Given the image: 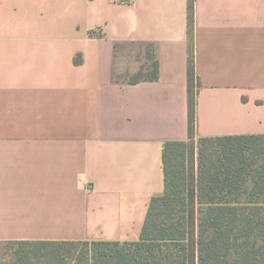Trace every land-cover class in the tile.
Returning a JSON list of instances; mask_svg holds the SVG:
<instances>
[{"label": "crops", "instance_id": "0c3cea01", "mask_svg": "<svg viewBox=\"0 0 264 264\" xmlns=\"http://www.w3.org/2000/svg\"><path fill=\"white\" fill-rule=\"evenodd\" d=\"M192 39L195 139L264 134V0H194ZM188 50V0H0V242L139 240Z\"/></svg>", "mask_w": 264, "mask_h": 264}, {"label": "trees", "instance_id": "16d2710c", "mask_svg": "<svg viewBox=\"0 0 264 264\" xmlns=\"http://www.w3.org/2000/svg\"><path fill=\"white\" fill-rule=\"evenodd\" d=\"M193 3L188 0V139L163 145L164 191L150 200L139 240L3 241L0 264H264V134L195 144ZM150 66L129 82L157 80L154 56ZM195 145L196 171L192 165L186 171Z\"/></svg>", "mask_w": 264, "mask_h": 264}, {"label": "rangeland", "instance_id": "374dc122", "mask_svg": "<svg viewBox=\"0 0 264 264\" xmlns=\"http://www.w3.org/2000/svg\"><path fill=\"white\" fill-rule=\"evenodd\" d=\"M146 54H147L146 56L148 57V59L150 60V62L148 64V67L144 68L145 71H147V70L150 69V67H151L150 65H151L152 60H153V53H152V49L150 47L148 48ZM198 139L199 138H197L195 140L196 141L195 144H197V140ZM197 151H198V147H197V145H195V147H194V158H193L194 160H193V162H191V161H188L187 162L186 166L184 167L186 169V171H188L192 166H193L194 170L196 171V168H197V159H196L197 158ZM5 247H6L5 242H0V259L2 257L3 251L5 250Z\"/></svg>", "mask_w": 264, "mask_h": 264}]
</instances>
